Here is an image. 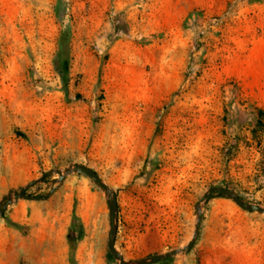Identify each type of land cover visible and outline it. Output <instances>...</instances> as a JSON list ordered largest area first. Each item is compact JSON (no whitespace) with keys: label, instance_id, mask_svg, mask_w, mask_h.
Returning a JSON list of instances; mask_svg holds the SVG:
<instances>
[{"label":"rangeland","instance_id":"1","mask_svg":"<svg viewBox=\"0 0 264 264\" xmlns=\"http://www.w3.org/2000/svg\"><path fill=\"white\" fill-rule=\"evenodd\" d=\"M183 247L225 188L264 207V0H0V264H119ZM264 264V215L213 195L191 251Z\"/></svg>","mask_w":264,"mask_h":264},{"label":"water","instance_id":"2","mask_svg":"<svg viewBox=\"0 0 264 264\" xmlns=\"http://www.w3.org/2000/svg\"><path fill=\"white\" fill-rule=\"evenodd\" d=\"M50 173L57 174L58 177L54 181V183L61 184L67 176L71 174H79L87 179H89L91 182H93L105 195L106 201H107V207H108V232H107V248L111 256L119 263V264H156L162 260H165L167 258L177 256L180 254H186L191 251L193 248L198 232H199V226H200V219H201V209L202 205L209 200L213 195H220L222 197H225L227 199H230L233 201L240 209L247 211V212H256L259 214L264 215V207L258 204H251L247 203L243 200H241L239 197H237L234 193L230 192L229 190L225 188H215L211 187L208 189V191L199 199V201L195 205V223H194V229L191 235L190 240L180 248L173 249L169 252L149 256L147 258L137 259V260H125L122 254L117 251L115 248V234H116V221H115V214H116V196L113 193V191L102 181V179L97 175L96 172H94L92 169L78 164H73L66 168L64 171L60 170H54ZM45 176V175H44ZM43 176V177H44ZM42 177V178H43ZM41 178V179H42ZM41 179L32 181L25 185L24 187L20 188L18 191L11 192L7 197L4 198V203L0 207V217L5 212V210L12 205L13 203L17 202L20 199L24 200H34V201H40L45 200L54 190L55 187L52 188L49 193L44 197H31L28 194H25L24 192L29 187L33 186L36 183H39Z\"/></svg>","mask_w":264,"mask_h":264}]
</instances>
